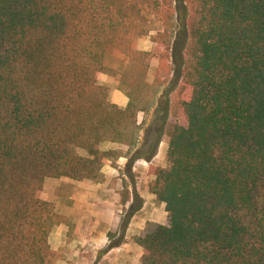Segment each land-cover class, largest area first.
<instances>
[{"label": "trees", "instance_id": "obj_1", "mask_svg": "<svg viewBox=\"0 0 264 264\" xmlns=\"http://www.w3.org/2000/svg\"><path fill=\"white\" fill-rule=\"evenodd\" d=\"M150 16L164 32L140 52ZM111 48L146 75L172 66L131 161L169 137V167L150 168L169 224L137 239L141 264H264V0H0V264H56L45 180L99 182L120 156L102 145L137 147L149 106L109 102L98 75Z\"/></svg>", "mask_w": 264, "mask_h": 264}, {"label": "crops", "instance_id": "obj_2", "mask_svg": "<svg viewBox=\"0 0 264 264\" xmlns=\"http://www.w3.org/2000/svg\"><path fill=\"white\" fill-rule=\"evenodd\" d=\"M149 39V40H148ZM150 37L139 39L136 49L153 51ZM104 65L112 73L98 75L99 84L109 88V102L126 110L131 100L128 95L126 75L130 59L115 49H109ZM152 93L149 96V113H138L141 127L137 147L106 143L103 151H116L119 158L109 161L102 169L99 182H77L68 178L46 179L41 199L55 206L58 223L49 236L51 249L59 254L56 264H141L143 248L138 238L149 233L154 225L166 226L169 216L166 205L159 203L150 191L155 177L152 166L167 168L169 137L163 138L151 161L134 159L144 144L145 133L154 127L157 109L164 90H154L155 78L145 80ZM155 141L149 136V146Z\"/></svg>", "mask_w": 264, "mask_h": 264}, {"label": "rangeland", "instance_id": "obj_3", "mask_svg": "<svg viewBox=\"0 0 264 264\" xmlns=\"http://www.w3.org/2000/svg\"><path fill=\"white\" fill-rule=\"evenodd\" d=\"M162 1H165V0H162ZM148 20L150 22V26L152 29V33L150 35V38L155 37L157 35V33H159V32H164V25L162 23H160L156 17L150 16V17H148ZM180 27L181 26L179 25V23L177 21H175L172 24V31L174 33L179 32ZM161 52L163 54L166 53V48L162 47ZM150 63H151V72L148 75L144 74L142 69L136 64L131 65V67H130L127 75H126L125 80H126V82H128L127 87H126L127 91L132 92V93L134 92L135 98L138 99V102H137L138 108H146L149 104V96H151L152 93L150 92L151 90H149V88H147L143 85L145 80L147 78H149V75L151 77H154L157 70L160 69V85L164 84L163 87H160V85H156L154 87L153 92H156L157 89L165 91L166 89H169V86L171 83L172 77H170L168 75L169 70H170L168 68H172V66L170 64H169V67L167 66V69L161 70V63H160L159 59L150 61ZM170 99L172 102V110L170 113L171 116H170L169 125L167 127V131L171 130L172 126L175 123V120L177 119V116H176V112H177L176 111V102H177L176 91L172 95H170ZM148 113H149V111L147 110L146 118H148V116H149ZM147 120L148 119H146V121H144L142 123L141 127L145 126L148 123ZM181 124L183 125L184 123H181ZM164 137H166V136H164ZM168 167H169V163L167 165V168Z\"/></svg>", "mask_w": 264, "mask_h": 264}]
</instances>
